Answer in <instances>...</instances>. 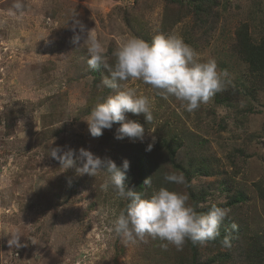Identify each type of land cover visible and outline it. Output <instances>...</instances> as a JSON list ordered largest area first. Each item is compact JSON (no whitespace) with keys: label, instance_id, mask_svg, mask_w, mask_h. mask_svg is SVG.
Here are the masks:
<instances>
[{"label":"rangeland","instance_id":"rangeland-1","mask_svg":"<svg viewBox=\"0 0 264 264\" xmlns=\"http://www.w3.org/2000/svg\"><path fill=\"white\" fill-rule=\"evenodd\" d=\"M23 4L18 11L14 0H0V264L189 263L190 240L177 251L171 244L162 247L167 241L158 237L132 242L117 236L111 210L118 213L127 202L101 191L105 173L64 171L50 154L56 147L78 154L83 147L117 166L127 159L124 182L135 188V158L150 143L146 196L163 186L187 193L195 208L218 203L230 209L221 225L233 236L231 249L199 245L195 264H264V76L250 71L236 38L242 26L254 42L264 36V0H217L204 21L190 0ZM74 17L95 33L109 65L115 62L112 52L129 37L151 42L158 33H176L202 60L215 59L229 82L193 112L142 81L124 82L151 102V122L126 113L143 125V141L116 139L119 123L93 137L85 119L115 90L97 81L86 48L71 42ZM170 171L183 173L186 185L166 182ZM17 235L19 246L9 244Z\"/></svg>","mask_w":264,"mask_h":264},{"label":"clouds","instance_id":"clouds-1","mask_svg":"<svg viewBox=\"0 0 264 264\" xmlns=\"http://www.w3.org/2000/svg\"><path fill=\"white\" fill-rule=\"evenodd\" d=\"M14 8L22 11L23 0H14ZM74 35L72 43L80 47L83 45L88 53L87 64L90 69L102 65L108 72L103 76L101 84L115 90L102 102H98L89 112L86 120L89 132L93 137L102 135L104 129H116V139L129 138L133 142L143 141L145 129L139 122L126 119V113L143 114L146 121L153 119L151 102L145 95L138 94L136 88L125 87L129 80L142 81L146 85L158 90V94L167 99L174 96L182 102L188 112L197 110L201 104L225 89L228 73L218 68L215 59L202 60L199 53L183 37L176 33H158L151 42L142 38L129 37L122 41L112 52L115 58L113 65H109L105 48L91 29L79 20L72 18ZM79 28L77 32L76 29ZM155 137H153V143ZM153 144L147 146L151 150ZM58 155V153H61ZM51 156L60 161L64 171L75 168L78 174L97 175L99 171L105 173V180L100 185L101 191L111 190L115 198L126 201V207L111 210L113 232L126 241L134 242L137 238L144 239L146 235L167 241L181 251L186 240L193 244L205 246L208 241L216 240L220 236V226L229 217L230 209L212 203L206 213H199L189 203L187 193L159 187L152 190L150 196L129 188L125 179L130 168V162L123 160L117 166L110 158L101 159L90 150L81 147L78 150L68 148L63 151L59 147L52 148ZM79 162V164L77 163ZM164 180L177 185H186L183 173L170 171L164 174ZM144 183L150 185L147 178ZM220 203H223L222 201ZM106 216L109 211H105ZM236 223L232 229H237ZM18 236L9 244L17 245ZM233 236L225 234L221 240L224 249H231Z\"/></svg>","mask_w":264,"mask_h":264},{"label":"trees","instance_id":"trees-1","mask_svg":"<svg viewBox=\"0 0 264 264\" xmlns=\"http://www.w3.org/2000/svg\"><path fill=\"white\" fill-rule=\"evenodd\" d=\"M193 4V10L194 13H196L199 17L200 21H204L206 17H208L209 14L212 13L213 7L217 4V0H190ZM204 16V17H201ZM236 38H237V50L242 59L248 63V67L250 71L254 75L258 76H264V36L259 40V42H254L245 26H242L239 28V30L236 32ZM105 68L100 65L96 69H94V74L99 81L102 79V76H107L108 72L105 71ZM164 144H168V142L165 141ZM170 145V143H169ZM172 147L167 146L168 155L173 154V150H171ZM151 154L148 153V151L141 150L139 151V154L135 158V163L137 167V180L135 183V188L137 191L145 193V190L147 189L148 185L144 183V181L148 178L151 180L152 178V170H153V163L151 160ZM171 157V156H170ZM204 172H209V169L204 166L203 168ZM222 204H219L221 206ZM211 204L206 205L202 208H195L197 212L199 213H206ZM230 233L229 230L225 226H220V236L216 238V240L208 241L211 244L221 243V240L225 234ZM198 244H193L190 240L189 242V248L191 252V259L189 260V263H186L185 260H181L179 264H195L197 261L198 256ZM257 262L255 260H250L248 264H256Z\"/></svg>","mask_w":264,"mask_h":264}]
</instances>
